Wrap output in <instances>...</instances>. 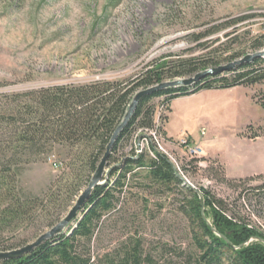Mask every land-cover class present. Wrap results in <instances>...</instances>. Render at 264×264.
I'll list each match as a JSON object with an SVG mask.
<instances>
[{
    "label": "rangeland",
    "instance_id": "obj_1",
    "mask_svg": "<svg viewBox=\"0 0 264 264\" xmlns=\"http://www.w3.org/2000/svg\"><path fill=\"white\" fill-rule=\"evenodd\" d=\"M244 14L253 16L239 23L237 31L250 29V37L258 38L264 33V0H0V83H4L0 91L102 78L125 79L155 57L199 54L191 34L200 31L204 22ZM230 29L212 37L222 41L223 33ZM263 48L264 45L240 51L244 55ZM230 88L217 96L212 113L201 115L191 110L203 97L197 102H174L167 127L174 138L182 130L183 133L171 139L164 131L161 145L171 158L164 155L178 166L184 184L199 196L208 220L207 211L211 208L204 199L209 193L223 201L227 215L233 214L264 234V195L256 189L264 183V174L246 176L252 179L242 182L228 177L233 181L219 180L209 167L223 166L205 152L223 156L232 167L258 164L264 168V139L252 141L264 137V105L259 103L264 81ZM153 101L159 108L157 98ZM164 113L168 115L165 109ZM159 122L164 130L166 121ZM252 134L258 136L249 138ZM182 138L200 145L202 155L196 158L188 154L180 146ZM127 156L125 141L113 154L107 178L115 177L116 174L110 175L115 166L126 168ZM56 159L64 160V154L27 165L19 177L20 186L35 194L49 187L55 189L68 172L64 165H55ZM259 159L263 160L260 164ZM183 165L187 168L182 169ZM190 197L182 184L162 185L151 180L146 167L128 172L115 208L91 240V254L101 261L106 253H118L136 239L142 257L147 254L159 262L184 261L194 253L193 231H197L183 211L187 208H181ZM258 239L251 237L248 241Z\"/></svg>",
    "mask_w": 264,
    "mask_h": 264
},
{
    "label": "trees",
    "instance_id": "obj_2",
    "mask_svg": "<svg viewBox=\"0 0 264 264\" xmlns=\"http://www.w3.org/2000/svg\"><path fill=\"white\" fill-rule=\"evenodd\" d=\"M252 16L228 15L204 22L200 31L191 34L194 48L201 51L199 54L155 57L125 79L102 78L0 91V251L15 249L34 240L45 228L49 229L63 217L95 171L137 91L162 81L192 76L228 64L245 55L240 51L243 48L262 47L264 33L255 38L250 37V29L237 31L239 23ZM228 28L231 29L223 33L222 41L219 37H212ZM218 41L219 44L212 47ZM263 81L264 57H260L207 74L190 87H169L143 95L116 136L107 158V167L114 161L113 154L123 142L128 141L129 144L137 129L154 125L158 109L154 99L157 98L158 104L163 106L159 120L167 121L164 109L170 111V102L174 98L203 89L249 86ZM2 85L4 83H0ZM259 103L264 105V93ZM158 128L164 134L160 125ZM257 136L252 134L249 138ZM58 149L63 151L56 152ZM62 154L65 159L54 162L55 165H64L68 172L55 189L49 187L35 194L20 186L19 177L27 165ZM145 157H148L145 153L136 154L134 150H129V156L125 158L126 168L120 165L113 168L110 175L116 174L115 177H105L104 182L93 189L83 209L65 232L21 257L0 260V264H264V234L260 230L248 227L233 214L227 215L223 201L208 193L204 200L205 205L211 208L207 211L211 227L223 237L216 235L202 216L199 196L184 184L170 160L158 152L147 160ZM212 166L207 167L219 180L226 181L224 168ZM145 167L151 180L162 185L182 184L191 194L181 208H187L182 210L197 227V231H193L194 253L188 254L181 262L169 259L159 262L147 254L142 257L139 240L135 239L118 253H106L100 261L99 256L91 254V240L115 208L127 173ZM181 168L187 167L183 165ZM250 179L252 177L239 178V181ZM256 189L264 195V183ZM251 237L259 239L248 241Z\"/></svg>",
    "mask_w": 264,
    "mask_h": 264
},
{
    "label": "water",
    "instance_id": "obj_3",
    "mask_svg": "<svg viewBox=\"0 0 264 264\" xmlns=\"http://www.w3.org/2000/svg\"><path fill=\"white\" fill-rule=\"evenodd\" d=\"M260 57H264V48L261 50H257L253 53L245 54L243 57L236 59V60H234L228 64L219 65V66L214 67V68H209L207 70L197 72L192 76L182 77V78H174L171 80L162 81L158 84H155V85H152V86L147 87L145 89H141V90L137 91L134 94V96L132 97V100L128 105V109L125 112L122 121L116 127L115 131L113 132V134L110 138V141L106 145L105 152L103 153L102 157L100 158V160L96 166L95 171L91 175V177H90L89 181L87 182L86 186L84 187V189L76 197L74 203L68 209L66 214L52 227H50L49 229H47L44 232H42L41 234H39L34 240H32V241H30V242H28V243H26V244H24L18 248H15V249L1 250L0 251V260L8 259V258L21 257L22 255L31 252L35 247L39 246L41 243H43L47 240H51L56 235L61 234L67 230V228L73 222V220L75 219L77 214L83 209V206H84L85 202L87 201V199L89 198V196L91 195L93 189L96 186H98L104 182L105 177L108 173L107 158H108V155L110 153V149L114 143V140H115L116 136L118 135V133L120 132V130L126 125L127 121L131 117V115H132V113H133V111L137 105V102L139 101V99L143 95L150 94V93L155 92L157 90H161V89L169 88V87H179V86L190 87L196 81H198L201 77H203L207 74L224 71V70L233 68L234 66H236L240 63L249 62L250 60H252L254 58H260ZM201 190L204 191V188H201ZM201 206H202V209H201L202 216H203L204 220L206 221V223L211 227V222L204 216L202 203H201ZM211 229L216 235L223 237L213 227H211ZM263 242H264V240H263Z\"/></svg>",
    "mask_w": 264,
    "mask_h": 264
},
{
    "label": "crops",
    "instance_id": "obj_4",
    "mask_svg": "<svg viewBox=\"0 0 264 264\" xmlns=\"http://www.w3.org/2000/svg\"><path fill=\"white\" fill-rule=\"evenodd\" d=\"M232 88H228V89H203L200 90L196 93L190 94V95H186V96H180L177 98H174L171 100L170 102V111L168 112L167 115V121L165 122V126H164V131L165 134L167 135V137L171 138V139H176L179 138V135H181L183 133V130L178 134V136H176V138H174V136H172V134H170V131L167 127L168 124V120L171 117V114L173 113L174 109H172L173 103L176 101H182V102H190L192 100H195L196 102L201 99L203 97V101H199V104H194V106L192 107L191 110L200 113L201 115H203L204 113L206 114V112H215L214 108H216V104L213 105V103L217 102V96L221 93V91L224 90H231ZM209 96V99H204V96ZM198 97V98H197ZM190 110V111H191ZM202 117V116H200ZM264 139V137H259L256 138L255 140H252L253 142H257ZM207 156L212 157V158H217V160L221 163V165L224 168V172H225V176L228 178H243L246 176H255V175H263L264 174V168L263 165H255L253 167H238V165H234V167L230 166L226 160V158H224L223 156H220L219 154L215 153L212 154L209 151H206ZM263 160L259 159V164L262 163Z\"/></svg>",
    "mask_w": 264,
    "mask_h": 264
},
{
    "label": "built area",
    "instance_id": "obj_5",
    "mask_svg": "<svg viewBox=\"0 0 264 264\" xmlns=\"http://www.w3.org/2000/svg\"><path fill=\"white\" fill-rule=\"evenodd\" d=\"M162 111H163V106H160L157 109L155 116L156 117L155 124L153 125V127L139 128L133 133L128 144L129 150H134L136 154L145 153L152 157H154L156 152L163 153L165 155L168 154L161 145L162 134L158 128V126L160 125L159 115ZM179 142H180V146L183 147L188 154L195 156L196 158L199 157L197 155H202L203 148L200 145L192 144V143L190 144V142L185 138H182L181 140H179ZM167 156L168 158L170 157L169 154ZM174 167L179 170L177 165L176 166L174 165Z\"/></svg>",
    "mask_w": 264,
    "mask_h": 264
}]
</instances>
